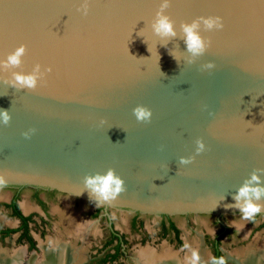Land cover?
<instances>
[{"label": "water", "instance_id": "obj_1", "mask_svg": "<svg viewBox=\"0 0 264 264\" xmlns=\"http://www.w3.org/2000/svg\"><path fill=\"white\" fill-rule=\"evenodd\" d=\"M80 3L0 0V60L23 44L14 71L52 69L33 91L0 72V109L11 114L0 123L6 185L145 214L240 213L225 205L264 168V0H171L177 30L199 16L223 20L222 29L202 31L211 46L192 64L182 40L151 31L159 0H89L86 15ZM208 61L215 68L201 70ZM137 104L152 110L150 123L137 122ZM29 128L36 131L25 139ZM198 137L206 150L196 155ZM180 156L195 159L180 165ZM108 167L127 191L100 202L83 179Z\"/></svg>", "mask_w": 264, "mask_h": 264}, {"label": "rangeland", "instance_id": "obj_2", "mask_svg": "<svg viewBox=\"0 0 264 264\" xmlns=\"http://www.w3.org/2000/svg\"><path fill=\"white\" fill-rule=\"evenodd\" d=\"M57 192L56 197L48 201L49 214L46 215L31 199L29 191L27 189L22 191L19 204L21 208L24 205L25 210L29 209L25 213L39 212L48 223L38 222L39 224L35 226L31 225V233L36 243L35 248L27 249L25 243L17 241L16 234L13 233L4 240L0 239V251L12 254L14 250L20 251L22 249L21 252L24 250L22 255L25 261L30 260L31 257L34 258L33 260L39 261L42 259L43 251L50 250L54 242L59 240L68 243L72 249L78 252H76L78 258H74L77 263L68 261V264H98L95 261V256L104 251V241L109 234V221L105 215L92 217L89 212L102 205L66 192ZM10 194V185L0 187V227L16 225V219L8 217L2 206V202L8 200ZM65 210H69L67 211L69 213H75L73 215L74 218L76 216L75 219L77 220H75L76 229L72 227L67 229L64 219L65 213H67ZM107 212L114 229L123 233L127 239L124 247L125 255L119 258L117 261L119 264H145L144 254L147 253V250L156 255L172 252L171 254L183 261L182 264L185 263L188 254L195 253V256L199 257L200 264L210 263L211 250L206 238L213 236L219 230L216 220L218 214L183 213L169 215L179 228L182 243L178 245L172 238L164 237L161 234L159 226L161 215L139 213L141 224L132 229L131 218L135 211L127 208L107 207ZM262 218L263 216H259L256 220H245L241 213L223 214L222 221L233 230L229 236L223 237L221 242V249L227 264H240V254L250 245L257 249L264 248V225H257ZM36 219L38 221L39 217ZM79 230L80 232H77Z\"/></svg>", "mask_w": 264, "mask_h": 264}, {"label": "clouds", "instance_id": "obj_3", "mask_svg": "<svg viewBox=\"0 0 264 264\" xmlns=\"http://www.w3.org/2000/svg\"><path fill=\"white\" fill-rule=\"evenodd\" d=\"M171 0H159L154 17L149 26L153 34L164 40L166 43L173 40H182L185 45V52L188 53L187 63L192 64L203 56L211 46V40L205 38L202 31L220 30L223 28V20L219 16H199L190 22H180L177 30L175 21L170 18L166 10L170 7ZM89 10V0H81L78 11L86 15ZM179 47V44H176ZM149 50V49H148ZM150 52V51H149ZM26 53V46L21 44L12 52L0 60V72L10 71L11 79L8 81L10 86L18 90L33 91L37 88L39 81L45 73L50 72L51 67L43 68L39 63L34 64L30 72L14 71L22 64V58ZM170 55L179 64V59L170 52ZM201 70L211 71L215 68L212 61H208L200 66ZM132 113L138 123H150L152 110L143 105L137 104L132 109ZM11 121V114L8 109H0V123L7 126ZM105 121L100 120L99 124L103 125ZM36 131L35 128H29L21 133L25 139H30ZM195 154L206 150V145L202 138L195 140ZM195 156H180L178 162L180 165H187L194 161ZM163 179L162 177H156ZM154 178V179H156ZM85 189L89 194H94L100 202H111L121 194L127 191L125 181L116 174L112 167H108L103 173L96 172L86 174L83 179ZM6 185V179L3 173H0V187ZM234 204H226V208L239 209L245 220L253 219L258 213L264 210V168H254L244 178L233 194ZM195 258V253L193 254ZM214 264H225L224 258L221 257L214 261Z\"/></svg>", "mask_w": 264, "mask_h": 264}, {"label": "flooded vegetation", "instance_id": "obj_4", "mask_svg": "<svg viewBox=\"0 0 264 264\" xmlns=\"http://www.w3.org/2000/svg\"><path fill=\"white\" fill-rule=\"evenodd\" d=\"M11 187V194L9 196L8 200H5L2 202V206L3 209L6 211V215H8V217L10 218H15L16 219V225L12 226V227H0V239L4 240L6 237H8L9 235L15 233L16 234V240L19 242H24L26 245L27 249H33L36 247V243H35V239L31 233V225H36L39 224L38 222H42L44 223H48L47 220H45L44 216L42 214H40L39 212H35V211H31L28 213H25V211H28L29 209L25 210L23 208H21V205L19 204V198L20 195L22 193L23 190L27 189L29 191V195L31 197V199L37 204V206L39 207V209L44 213V214H49L48 213V201L53 200L56 197V194L58 193L57 190L55 189H51V188H46V187H38V186H20V185H10ZM17 196V200L16 203L18 205V208L20 210V212L24 215V216H29V219L25 222V225H23V221L13 215V207H10L7 204H10L13 200L14 197ZM107 208H105L104 206H99V207H95L94 209H92L89 212V215H91L92 217H98L100 215H105V217L107 218V220L109 221V234L107 239L104 241L107 242L109 239H112V235L116 234L117 238L113 239L112 243H110L109 245H104V251L106 250V248L108 247H112L113 245H115L116 243H120L121 240H124L125 243L121 244V251H122V256H124V247L125 244L127 243V239L126 236L123 233H120L119 231H117L116 229H114V227L111 224V220L109 219V216H107ZM139 212H135L134 216H132L131 218V228L135 229L136 227H138L141 224V219H139ZM259 216H263V218L258 221L257 225H264V213H258L253 220H256ZM36 217H39V220L37 221ZM161 219L159 221V226H160V230H161V234L164 237H170L172 238L176 243L177 240L175 238V233L172 229L169 228V224L168 222H173L175 227H177V225L175 224V222L173 221V219L171 218V216L169 215H161ZM223 215H217V223L219 225V230H217V232L213 235V236H208L207 239V243L209 244V248L211 250V258H210V263L209 264H214V257H215V250L214 248L218 249L220 254H219V258L223 257L225 264H227V260L223 255L222 249H221V242L223 237L229 236V234L231 233V231H233L227 224H225L223 221ZM164 228V230H163ZM5 229H16L14 232L12 233H8L6 235H4L3 232L1 231H5ZM168 230V231H166ZM179 230V228H178ZM165 232V233H163ZM177 239H180V232L177 235ZM182 243V242H181ZM106 244V243H105ZM215 246V247H214ZM104 251L102 253H98L96 254V260L97 261L104 253ZM108 252L112 253L113 249H109L107 250ZM120 258V257H119ZM119 258L117 260L111 261V262H106L104 264H118L117 261H119ZM98 264H102V263H98Z\"/></svg>", "mask_w": 264, "mask_h": 264}, {"label": "bare ground", "instance_id": "obj_5", "mask_svg": "<svg viewBox=\"0 0 264 264\" xmlns=\"http://www.w3.org/2000/svg\"><path fill=\"white\" fill-rule=\"evenodd\" d=\"M23 207L25 208L24 205H23ZM67 211H69V210H67ZM67 211L65 210V212H67ZM73 213H69V212L65 213L64 219H65V223L68 227V228L66 227L67 229H70V227L76 229V223H75L76 216L74 218ZM62 216H63V214H62ZM77 232H80V230ZM21 250L20 251L14 250L15 252L13 251L12 254H8V253L1 250L0 251V263L1 264H68L67 263L68 261L76 262L75 261L76 259L74 260V258H78L77 254H76L77 251H75V249H72L71 245H69L68 243L59 241V240L54 242L53 247L50 250H44L43 251L42 259L40 258L41 260H39V261L33 260L34 259L33 257H31L30 260L25 261L23 258L24 256L22 255V252H24V250L22 252H21ZM171 253L163 252L161 254L159 253L160 255H156V254L152 253L151 251L147 250V253L145 252V254H144L145 264H182L183 263V261L179 260L176 257V255L171 254ZM189 253H191V252H189ZM77 260H79V259H77ZM198 260H199V257L195 256V258H194L193 254L191 253V254H188L186 256L184 264H200ZM239 262H240V264H264V248H258L257 249L256 247H253L252 245H250V247L248 249H246L242 254H240Z\"/></svg>", "mask_w": 264, "mask_h": 264}, {"label": "trees", "instance_id": "obj_6", "mask_svg": "<svg viewBox=\"0 0 264 264\" xmlns=\"http://www.w3.org/2000/svg\"><path fill=\"white\" fill-rule=\"evenodd\" d=\"M16 200H17V196L13 198L12 202L10 204H7L9 205L10 207H13V215L19 217L22 221H23V225H25V222L29 219V216H24L19 208H18V205L16 203ZM168 226L170 229H172L175 233V238L177 240V244H181V240L180 239H177V235L179 234V230L178 228L175 227L174 223L173 222H168ZM16 229H5V231H1L4 233V235L8 234V233H12L14 232ZM164 230V228H163ZM165 231V230H164ZM168 231V230H166ZM165 233V232H163ZM164 235V234H163ZM117 238L116 234H113L112 235V239H109L107 242L104 243V245H109L110 243H112L113 239ZM122 243H125L124 240H121L120 243H116L115 245H113L111 248H106V250L104 251L103 255L96 261V263H106V262H111V261H114V260H117L119 257L122 256V251H121V244ZM215 247V246H214ZM105 248V247H104ZM109 249H113V252L110 253L108 252L107 250ZM215 250V257H214V261L215 260H218L219 259V250L214 248ZM119 264V263H118Z\"/></svg>", "mask_w": 264, "mask_h": 264}]
</instances>
